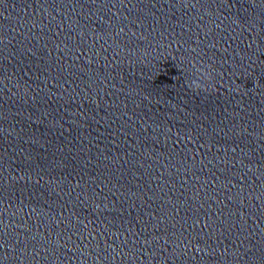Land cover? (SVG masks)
Wrapping results in <instances>:
<instances>
[{
  "label": "clouds",
  "instance_id": "obj_1",
  "mask_svg": "<svg viewBox=\"0 0 264 264\" xmlns=\"http://www.w3.org/2000/svg\"><path fill=\"white\" fill-rule=\"evenodd\" d=\"M211 81H212L211 74L208 71H206L204 68H198L197 79L192 80L188 86L193 91H197V90L207 91Z\"/></svg>",
  "mask_w": 264,
  "mask_h": 264
}]
</instances>
